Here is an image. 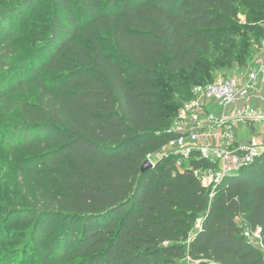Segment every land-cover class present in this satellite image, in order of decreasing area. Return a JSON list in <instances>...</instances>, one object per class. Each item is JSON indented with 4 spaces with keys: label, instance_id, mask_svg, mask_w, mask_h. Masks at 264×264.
Wrapping results in <instances>:
<instances>
[{
    "label": "trees",
    "instance_id": "obj_1",
    "mask_svg": "<svg viewBox=\"0 0 264 264\" xmlns=\"http://www.w3.org/2000/svg\"><path fill=\"white\" fill-rule=\"evenodd\" d=\"M29 5L40 45L11 52ZM263 37L264 0H0V106L14 104L0 148L25 155L13 166L37 193L22 213L44 264H264V153L212 196L192 172L205 161L141 171L193 87L246 66Z\"/></svg>",
    "mask_w": 264,
    "mask_h": 264
},
{
    "label": "built area",
    "instance_id": "obj_2",
    "mask_svg": "<svg viewBox=\"0 0 264 264\" xmlns=\"http://www.w3.org/2000/svg\"><path fill=\"white\" fill-rule=\"evenodd\" d=\"M251 49L246 66L193 87V99L182 107L186 117L175 120L168 130L172 138L159 151L188 164L205 161L192 172L210 196L264 153V37Z\"/></svg>",
    "mask_w": 264,
    "mask_h": 264
},
{
    "label": "rangeland",
    "instance_id": "obj_3",
    "mask_svg": "<svg viewBox=\"0 0 264 264\" xmlns=\"http://www.w3.org/2000/svg\"><path fill=\"white\" fill-rule=\"evenodd\" d=\"M45 2V1H43ZM43 4H46L43 3ZM40 6L36 10H32V5H29L24 11L23 19L17 16L14 26V32L20 35L13 37L10 43L14 45L10 48L11 52L21 53L25 50L38 47L40 42L37 40L36 33H40V27L44 23V16L39 14ZM240 11V9H239ZM239 23L245 24L247 22L246 17L243 13H240L237 17ZM45 24V23H44ZM237 36V35H235ZM239 37V36H237ZM100 39L103 46L107 49L111 48L112 44L109 42V38L100 34ZM255 40V39H254ZM16 48V50H15ZM39 59L46 58V52L43 48H40ZM236 67H230L226 70H214L211 73V77H216L220 74L232 73ZM13 96V95H12ZM25 95L19 92L18 95L13 96L16 100H21ZM13 100V99H12ZM14 101V100H13ZM13 105L2 104L0 106V112L11 111ZM183 105L178 110V116L175 117H186V114L182 110ZM215 110L217 108L215 107ZM10 116L11 112H6ZM13 120L12 118L10 121ZM15 122V121H12ZM5 117L0 116V128L7 126ZM247 136L248 131L243 130L242 132ZM25 155L9 153L7 150L0 148V264H44L40 250L37 248L36 243L32 239V224L33 219L24 220L23 206L34 204L33 202L37 198V193L32 190L26 193L24 190L25 181L18 175L14 168V162ZM159 153L152 154L147 159L152 163H155ZM176 166L179 168L187 167L188 161L184 158H178L176 160ZM31 200H30V198ZM21 207V208H20ZM200 220H197L191 227L190 234H194L198 230ZM237 223L242 228L243 233L247 239L256 247L261 246V236L259 231L254 233L248 230L245 224V220L242 216L236 218ZM55 234L50 235L47 239L54 238ZM44 246V244H43Z\"/></svg>",
    "mask_w": 264,
    "mask_h": 264
},
{
    "label": "water",
    "instance_id": "obj_4",
    "mask_svg": "<svg viewBox=\"0 0 264 264\" xmlns=\"http://www.w3.org/2000/svg\"><path fill=\"white\" fill-rule=\"evenodd\" d=\"M154 166V164L149 160L147 159L144 164L142 165V168H141V171L142 172H145L147 171L148 169L152 168Z\"/></svg>",
    "mask_w": 264,
    "mask_h": 264
}]
</instances>
